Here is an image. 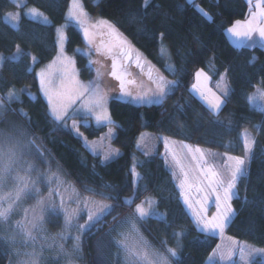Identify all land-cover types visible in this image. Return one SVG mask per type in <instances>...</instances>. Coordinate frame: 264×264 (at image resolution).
I'll list each match as a JSON object with an SVG mask.
<instances>
[{
	"label": "trees",
	"instance_id": "obj_1",
	"mask_svg": "<svg viewBox=\"0 0 264 264\" xmlns=\"http://www.w3.org/2000/svg\"><path fill=\"white\" fill-rule=\"evenodd\" d=\"M25 2L47 14L51 24L21 15L14 27L4 16L22 11L23 6L13 0H0V53L10 57L17 45L22 49L18 61L6 60L0 66V97L5 99L10 89L20 91L18 99H5L7 111L0 116V125L13 116L78 191L111 205L103 219L82 234L84 263L112 264L113 248L108 244L113 243L108 232L136 204L153 196L156 208L165 218L151 216L140 220L146 237L162 250L176 249L172 264H206L220 236L200 231L188 214L163 158L164 145L160 141L170 137L224 155L244 156L245 130L253 134L256 143L249 175L239 181V198L233 200L236 215L224 233L264 248V111L248 100L257 86L264 89V47H236L226 34L235 21L246 18L247 1L149 0L145 6L144 0H83L93 18L113 23L163 76L179 81V86L159 105L110 99L115 131L112 145L120 154L106 163L89 152L69 127L53 120L39 92L36 71L57 52L56 27L65 22L70 0ZM200 9L211 18L203 16ZM161 34L168 55L160 52ZM66 35V51L75 57L81 77L94 78L87 57L77 52L86 47L82 34L69 25ZM169 64L175 67L174 74L168 70ZM200 69L212 82L227 73L230 96L218 115L192 90L195 73ZM22 88L28 92L21 91ZM79 128L88 139H95L106 127L80 124ZM143 132L160 138L155 153L145 155L136 148ZM133 171L139 176H133ZM126 200L131 203H125ZM177 233L181 235L177 237ZM9 259V251L0 240V264H7Z\"/></svg>",
	"mask_w": 264,
	"mask_h": 264
},
{
	"label": "snow or ice",
	"instance_id": "obj_2",
	"mask_svg": "<svg viewBox=\"0 0 264 264\" xmlns=\"http://www.w3.org/2000/svg\"><path fill=\"white\" fill-rule=\"evenodd\" d=\"M19 2V0H18ZM191 3L192 0H189ZM249 15L244 21L237 20L227 29L228 34L233 38V43L237 47H255L259 44L264 47V0H248ZM145 6L149 4V0H144ZM203 16L211 18L209 13L200 9ZM28 14L32 17H39L43 14L38 9L32 8L28 10ZM67 21L74 22L83 34V38L88 44L87 51L84 55L88 57V67L95 65L104 66V62L97 58L92 59L93 53L97 57L111 60L110 71L108 75L119 82L118 88H109L103 83L104 77L100 69H96V76L87 82L80 79L79 69L76 67V60L73 56H68L65 51V44L68 37L63 27L56 29L57 53L53 60L43 69L36 73L39 80L40 91L47 99L48 109L51 117L55 122L65 123L70 117V112H83L85 116L95 120L97 125L104 124L108 126V131L104 137L97 142L89 143L84 134L79 131V126L75 118H72V129L76 134L84 139L85 147L93 154L100 155L103 161H108L113 156L119 155V150L111 147V140L114 135L113 120L108 110V100L110 91H118L116 99L127 101L135 105H159L163 100L172 94L173 90L179 86V81L168 80L159 73V70L147 61L142 55L135 50L126 37L119 29L110 21L99 19L90 23L88 13L83 5V0H70L67 12ZM6 20L16 24L20 20V14H8ZM43 22L49 23L48 17L43 16ZM99 37V39H97ZM256 37V39H254ZM106 38V39H105ZM80 49H77L79 52ZM161 54L167 55L168 50L163 45V34H161ZM22 49L17 45L16 51L10 57L0 55V66L6 60L18 61L21 58ZM32 62H36V57H32ZM140 69L141 74L147 76V80L153 85L148 89H144L142 82L133 78L130 71L131 65ZM169 71L173 74L176 69L171 64L167 65ZM146 69V71H145ZM227 73L221 77V82L217 84L219 94L201 86V78L204 81L209 79L208 74L200 69L195 73L196 83L191 87L192 90L199 94V97L205 102L208 109L218 115L226 104L230 96L228 87ZM25 91V90H21ZM31 96V93H28ZM256 96L264 99V89L257 86L256 93L248 96L249 102L253 101ZM19 98V93L14 89L8 92V99ZM3 100L0 99V107H3ZM78 107H74L77 106ZM264 111V109H262ZM222 124L223 122L217 121ZM259 130V126H258ZM144 137L141 136L137 142V146H141ZM165 147V163L169 164L172 177L177 181L179 196L193 218L200 231L211 233L212 235L223 236L225 229L229 226L236 211L233 207V200L239 198L238 183L242 178L249 175V164L256 143L255 137L245 130L242 133L244 156H233L225 154L222 162L216 160V153L206 151L200 146L193 147L183 141H176L170 137H163ZM109 141L108 145L101 147L104 141ZM3 142L0 141V144ZM33 145L32 140L25 142L17 141L16 147L19 149L21 156L25 154ZM145 152V155H148ZM14 155V153H13ZM170 157V163L167 159ZM32 170L29 163L27 171ZM133 176L139 174L133 171ZM35 185V184H34ZM36 195H40L39 188H36ZM48 207L55 209V203L52 201V190L48 192ZM214 198V199H213ZM96 207L94 211H90L87 215V225H79L81 231L87 230L88 227L99 223L104 215L110 211L107 204L94 202ZM125 203H131L126 200ZM149 207L145 208L144 203L136 204L135 214L139 219L143 220L149 216H155L158 219H164L162 213L155 211L151 202ZM215 206V212L208 214L209 204ZM64 225L68 228L76 219L78 208H64ZM9 209L0 208V219H6ZM131 233L139 234L134 219L130 221V229L128 232L119 234L120 239L116 243L123 249L125 259L128 264H171L168 255L160 252H149L147 244L138 248L130 246L129 237ZM177 237L181 233L176 234ZM81 237H74V248L79 249ZM61 251L63 245L60 246ZM219 248V245L217 246ZM167 253L172 257L177 256V252L173 248H167ZM264 254V249L249 248L247 246L240 249V259L244 264H249V258L253 255ZM18 256H26V259L18 260V264H40L39 254L32 252L16 253ZM215 255V253L213 254ZM233 255L230 249L227 253L230 259ZM224 254H221L223 258ZM211 260L212 257H209ZM69 264H72L70 261ZM260 264H264L261 260Z\"/></svg>",
	"mask_w": 264,
	"mask_h": 264
},
{
	"label": "rangeland",
	"instance_id": "obj_3",
	"mask_svg": "<svg viewBox=\"0 0 264 264\" xmlns=\"http://www.w3.org/2000/svg\"><path fill=\"white\" fill-rule=\"evenodd\" d=\"M13 1H15L20 6H23V9L22 11L11 12L8 14L18 13L20 14V17L21 15H24L31 20L45 24L43 22V16L48 17V15L45 14L43 11L33 6H27L25 4L26 0H19V2L18 0H13ZM32 8L38 9L39 12L42 13L43 15L39 17H32L31 15L28 14V10ZM8 14L4 16L5 20ZM66 18H67V13L65 16V22L57 26L56 29L58 27H63L66 33L67 27L69 25H73L80 31V29L74 24V22H69L67 21ZM88 19L90 23L99 20L93 18L89 13H88ZM48 21L49 23L47 24H51V19L49 17H48ZM8 22L14 27H17L19 24V22L16 24H13L11 21ZM80 33L82 34L81 31ZM56 39H57V33H56ZM97 39H99V37ZM133 48L137 50L134 46ZM87 49H88V44L86 43V47L80 50L79 52L84 54V52L87 51ZM65 51H66V44H65ZM139 53L142 55L143 58H145V56L141 52ZM0 55L2 54L0 53ZM67 55L73 56L68 53ZM97 58L101 59L104 62V66L101 67L100 65H95L91 67L94 70V78L97 74L96 69L99 68L102 76L104 77L103 83L107 85L109 88H118L119 82L108 75V71H110L109 66L111 64V60L110 59L106 60L103 57H97L96 54L93 53L92 59H97ZM51 61H49L44 66L37 69L36 73L39 72L41 69L45 68ZM76 67L78 69L77 62H76ZM130 71L132 72V76L134 79L142 82V86L144 89L153 87V85H151V83L147 80V76L141 74L140 69L136 68L134 64L131 65ZM159 73L163 75L160 71ZM80 79L85 82L88 81L83 79L81 77V74H80ZM37 81L39 86V92L47 102V99L43 96V93L40 91L38 77H37ZM22 89L25 90V92H28L27 88H22ZM15 91L17 93L20 92L18 90ZM117 95H118V91L109 92L108 110H109L110 99L113 97L116 98ZM0 99H2L4 102L3 107H0V116H1L7 111V103L5 102V99H8V95L5 97V99L1 97ZM74 107H78V105ZM69 115L70 117L76 119L78 126L80 124L86 126L89 124L97 125L95 120L85 116V114L82 111L75 112L74 117L72 112H70ZM72 118H69L64 124L67 127H69L76 136H78L75 130L72 129L71 127ZM100 125H104V124H100ZM112 126L114 128V125ZM105 127H106L105 131L98 138L95 139H88L85 136V134L80 130V128L79 131L84 134V138H86L89 143L92 142L99 143L100 139L104 137L108 131V126L105 125ZM142 135L144 139L141 142V146L138 147L136 143V148L143 154H145V152H148L149 153L148 155L155 153L160 138L155 137L150 132H143L139 136L138 140H140ZM78 137L82 140V143L85 146L84 139L81 138L80 136ZM28 140H32L33 145L30 148V150H28L27 152H25L23 156H21L19 149L16 147L17 141L25 142ZM0 141L3 142L2 144H0V208L9 209L6 219H0V240H2L3 243L6 245L10 254V259L7 264H18V260L27 258L26 256L23 255L18 256L16 254L17 252L26 253L32 251H35V253L39 254L40 264H69L70 261L72 262V264H85L83 260V251H82V234L86 230L81 231L79 229V225L88 224L87 215L90 211L95 210L96 205L94 202L107 204L110 206V208L111 205L105 201H101L94 197L84 195L80 191H78V189L66 178L65 174L58 166V164L54 162V160H52V158L47 154V152L44 149H42L40 146L36 144V142L29 134V132L25 129V127L11 115L9 116V119L6 122L0 125ZM160 142H162L164 145L162 138ZM108 143L109 141L105 140L104 144L101 147L107 146ZM110 143H111V147L116 149L112 145V140ZM205 150L216 153L217 154L216 160L218 162H222L225 156L224 154H221L216 151H212L209 149H205ZM164 153H165V147L163 146L162 155L165 160L166 157ZM95 156H99L102 161V157L100 155H95ZM117 156L118 155L113 156L108 161H103V163L109 162L115 159ZM167 159L169 160L170 163V157H168ZM29 163L32 165V170L30 172L27 171V166ZM166 165L170 170L169 164ZM173 181L175 185H177V181L174 178ZM36 188H39L40 190L39 196L36 195ZM49 189L52 190V201L55 203L56 206L55 209L48 207L47 196ZM149 201L151 202L156 212L164 214L163 212L159 211L156 208V201L153 196L146 197L141 203H144V207L148 208ZM61 204H63L64 208L79 209L76 219L73 221L72 225L68 228H65L64 225V212L61 208ZM185 209L187 210L186 207ZM213 212H215V206L214 204L210 203L208 214L211 215ZM188 214L190 215L189 212ZM133 219L136 223L137 228L139 229V234L131 233L129 237L130 246L142 248L144 247V244H147L148 246L147 250L150 253L156 251L163 253L164 255H168L169 260L171 261L172 264V258L174 257L168 254L167 250H162L159 247L155 246L146 237V235L144 234L143 230L140 227L141 219H139V217L136 216L135 209L133 211H128L121 218L120 222L115 226V229L112 230V232L111 230L108 232L109 233L108 236L111 237V241L113 243V244H108L110 247L113 248L111 253L113 257L112 264H128V261H126L125 259V253L123 249L116 243V241L120 239L119 236L120 233L129 231L130 221H132ZM77 235L81 237L78 250L74 248V243H75L74 237ZM217 235L220 236L219 242L216 245L215 249L209 255V257H212V259L210 260L208 257L206 264H244V262L241 261L240 259V249L242 247L247 246L249 248L264 249L262 247H258L253 244H250L246 241L239 240L225 233L223 234V236L219 234ZM61 245H63L62 251L60 247ZM218 245L219 248L217 247ZM230 249L232 250L233 255L229 259L227 253ZM214 253L215 255H213ZM222 253L224 254L223 258H221ZM261 260H264V254L257 253L249 258V264H256L257 262H261Z\"/></svg>",
	"mask_w": 264,
	"mask_h": 264
},
{
	"label": "crops",
	"instance_id": "obj_4",
	"mask_svg": "<svg viewBox=\"0 0 264 264\" xmlns=\"http://www.w3.org/2000/svg\"><path fill=\"white\" fill-rule=\"evenodd\" d=\"M246 1H247V3H248V0H246ZM252 2H253V5H254V4H255V0H252ZM248 5H249V3H248ZM248 15H249V10H248V14H247L246 18L248 17ZM246 18H244L243 20H240V21H244ZM232 25H233V24H232ZM232 25H231V26H232ZM231 26H229L228 28H230ZM228 28H227V29H228ZM227 29H226L227 37L229 38L230 42H231L233 45H235V44L233 43V38L228 34ZM254 39H256V37H254ZM257 45H259V44H257ZM235 46H236V45H235ZM236 47H237V46H236ZM208 76H209V75H208ZM219 82H221L220 79L217 80V81H215V82H212L210 77H209V79H208L207 81H204L203 78H201V86H202V87H204V88H206V89H209V90H211V91H213V92H217L218 94H219V89L217 88V84H218ZM194 83H196V78L194 79ZM256 91H257V90H256ZM256 91L253 92L252 94L256 93ZM252 94H251V95H252ZM251 103H252L257 109H259V110L264 109V99H261L259 96H256V98H255L253 101H251ZM250 135L253 136V134H252L251 132H250Z\"/></svg>",
	"mask_w": 264,
	"mask_h": 264
}]
</instances>
